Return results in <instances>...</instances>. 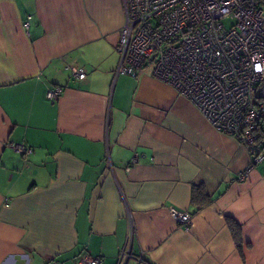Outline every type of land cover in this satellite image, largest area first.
<instances>
[{
    "label": "crops",
    "instance_id": "0c3cea01",
    "mask_svg": "<svg viewBox=\"0 0 264 264\" xmlns=\"http://www.w3.org/2000/svg\"><path fill=\"white\" fill-rule=\"evenodd\" d=\"M123 23L122 0H0V264H264V161L239 179L244 144L151 72L116 75Z\"/></svg>",
    "mask_w": 264,
    "mask_h": 264
},
{
    "label": "built area",
    "instance_id": "2783aa9c",
    "mask_svg": "<svg viewBox=\"0 0 264 264\" xmlns=\"http://www.w3.org/2000/svg\"><path fill=\"white\" fill-rule=\"evenodd\" d=\"M124 23L115 49V74L135 76L151 65V74L187 98L217 131L244 144L249 165L264 161V8L258 0H122ZM225 21L229 23L226 24ZM24 22V28H28ZM83 79V68L70 66ZM61 86H48L56 97ZM31 154L25 144H10ZM134 158L132 162H134ZM170 216L187 228L192 215L175 207ZM122 249L118 264H125ZM74 264H101L82 255Z\"/></svg>",
    "mask_w": 264,
    "mask_h": 264
},
{
    "label": "trees",
    "instance_id": "16d2710c",
    "mask_svg": "<svg viewBox=\"0 0 264 264\" xmlns=\"http://www.w3.org/2000/svg\"><path fill=\"white\" fill-rule=\"evenodd\" d=\"M258 2L261 3L260 0H258ZM225 221L238 251L243 256V239L240 225L230 217H225Z\"/></svg>",
    "mask_w": 264,
    "mask_h": 264
},
{
    "label": "rangeland",
    "instance_id": "374dc122",
    "mask_svg": "<svg viewBox=\"0 0 264 264\" xmlns=\"http://www.w3.org/2000/svg\"><path fill=\"white\" fill-rule=\"evenodd\" d=\"M260 1H261L260 3L261 7L264 8V0H260ZM225 23L228 24L229 22L225 21ZM151 68H152L151 65H147L143 69L147 70L148 72H151Z\"/></svg>",
    "mask_w": 264,
    "mask_h": 264
}]
</instances>
